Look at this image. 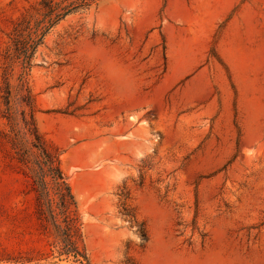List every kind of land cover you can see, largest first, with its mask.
<instances>
[{"label":"rangeland","instance_id":"1","mask_svg":"<svg viewBox=\"0 0 264 264\" xmlns=\"http://www.w3.org/2000/svg\"><path fill=\"white\" fill-rule=\"evenodd\" d=\"M40 1L0 0V110L22 73L9 34ZM92 46L133 74L134 94L114 96L84 59ZM31 64L36 123L76 207L63 214L50 180L39 196L28 142L23 153L0 118V264H103L122 219L141 242L125 241L119 264H264V0H98ZM118 164L130 174L114 190L103 169ZM50 208L79 255L54 237Z\"/></svg>","mask_w":264,"mask_h":264},{"label":"trees","instance_id":"2","mask_svg":"<svg viewBox=\"0 0 264 264\" xmlns=\"http://www.w3.org/2000/svg\"><path fill=\"white\" fill-rule=\"evenodd\" d=\"M98 0H41L38 6L32 12L27 10L17 20L13 31L9 34L11 46L8 48V56L15 58L21 64L22 73L19 78V84L13 91L10 84L7 89L4 100V109L0 110V118L6 119L11 129L13 142L19 144L23 153L28 151L23 142H28L29 152L34 160V178L41 191L35 190L41 194H47V180L56 184L61 201L62 212L67 216L68 212L76 207V201L68 182V177L61 168V152L51 142H49L39 131L35 118L34 98L27 87L25 76L30 71L32 58L38 47L43 43L48 32L61 22L66 16L78 11L81 8L90 7ZM21 95L20 116L15 113V106L12 98L13 92ZM21 134L23 135L21 137ZM20 136V137H19ZM19 138H23L20 139ZM26 155V154H25ZM24 155V156H25ZM27 163V162H26ZM50 205V203H48ZM50 213L54 220L53 234L63 243V247L70 248L72 252L79 255L78 250L72 240L73 226L69 228V234L65 230L56 213L50 208Z\"/></svg>","mask_w":264,"mask_h":264},{"label":"clouds","instance_id":"3","mask_svg":"<svg viewBox=\"0 0 264 264\" xmlns=\"http://www.w3.org/2000/svg\"><path fill=\"white\" fill-rule=\"evenodd\" d=\"M84 59L95 65L98 72L112 86V92L117 98L131 96L136 90V81L133 74L122 66L115 58L105 53L97 46L89 47L84 52ZM145 151L148 146H145ZM95 156H89L90 171H96L94 164ZM106 183L115 190L116 186L122 181L128 179L130 174L129 167L126 165H116L115 167H106L103 169ZM108 196L113 193H107ZM131 240L139 245L140 238L136 234L134 227L130 228L126 221L122 219L120 224L108 237V247L105 253L103 264H119L123 259V243Z\"/></svg>","mask_w":264,"mask_h":264},{"label":"crops","instance_id":"4","mask_svg":"<svg viewBox=\"0 0 264 264\" xmlns=\"http://www.w3.org/2000/svg\"><path fill=\"white\" fill-rule=\"evenodd\" d=\"M204 28L206 29V32L203 35L205 37V43H206V41L209 40V38L212 34V31L215 28V23L208 22V24L206 26H204ZM198 65H199V62H197L194 67L192 66V68H196ZM189 74H190V71H186L183 73L184 76H187Z\"/></svg>","mask_w":264,"mask_h":264},{"label":"bare ground","instance_id":"5","mask_svg":"<svg viewBox=\"0 0 264 264\" xmlns=\"http://www.w3.org/2000/svg\"><path fill=\"white\" fill-rule=\"evenodd\" d=\"M66 161H64V163H63V167H66ZM72 186L74 187V185L72 184ZM75 192V191H74Z\"/></svg>","mask_w":264,"mask_h":264}]
</instances>
